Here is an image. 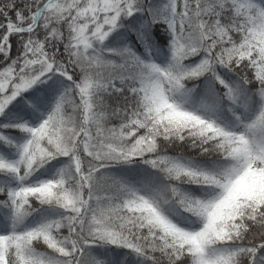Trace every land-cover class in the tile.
Returning a JSON list of instances; mask_svg holds the SVG:
<instances>
[{"label": "snow or ice", "instance_id": "obj_1", "mask_svg": "<svg viewBox=\"0 0 264 264\" xmlns=\"http://www.w3.org/2000/svg\"><path fill=\"white\" fill-rule=\"evenodd\" d=\"M0 264H264V0H0Z\"/></svg>", "mask_w": 264, "mask_h": 264}]
</instances>
